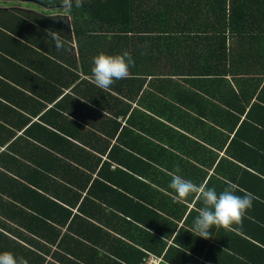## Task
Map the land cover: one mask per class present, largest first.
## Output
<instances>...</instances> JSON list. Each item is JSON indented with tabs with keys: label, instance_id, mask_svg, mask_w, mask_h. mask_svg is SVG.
Here are the masks:
<instances>
[{
	"label": "trees",
	"instance_id": "trees-1",
	"mask_svg": "<svg viewBox=\"0 0 264 264\" xmlns=\"http://www.w3.org/2000/svg\"><path fill=\"white\" fill-rule=\"evenodd\" d=\"M12 1L28 5L0 9V253L28 264H143L149 254L197 264L182 241L196 238L183 226L197 212L162 215L145 168L161 166L155 145L193 146L192 135L229 155H200L211 169L199 168L200 184L226 178L255 196L246 236L232 234L253 252L235 261L264 264V0H84L67 17L53 6L61 0ZM46 30L72 51H57ZM125 50L129 78L98 88L93 57Z\"/></svg>",
	"mask_w": 264,
	"mask_h": 264
},
{
	"label": "clouds",
	"instance_id": "clouds-1",
	"mask_svg": "<svg viewBox=\"0 0 264 264\" xmlns=\"http://www.w3.org/2000/svg\"><path fill=\"white\" fill-rule=\"evenodd\" d=\"M83 3L84 0H61L59 5L53 6L58 7L60 13L67 17L73 7L82 8ZM46 32L57 51H72L69 42L63 40L58 32L52 30H46ZM92 63V82L100 89L109 90L116 81L129 78L130 68L134 67L135 62L132 55L125 50L122 54L116 55L101 52L93 57ZM180 171L177 167L176 173ZM169 188L175 193L174 203H184L194 195L202 203L203 207L198 209V215L193 220L190 232L203 239L211 237L213 227L226 231L242 228L243 220L255 199L251 192L243 189H239L243 195H237L238 189L235 184L229 183L217 193L215 187H208L204 183L197 185L179 174L172 175ZM0 264H28V261L23 257L17 258L12 253L5 252L0 253Z\"/></svg>",
	"mask_w": 264,
	"mask_h": 264
},
{
	"label": "crops",
	"instance_id": "crops-1",
	"mask_svg": "<svg viewBox=\"0 0 264 264\" xmlns=\"http://www.w3.org/2000/svg\"><path fill=\"white\" fill-rule=\"evenodd\" d=\"M27 5L28 4L26 2H22V1H16L15 2L12 0H8V1L7 0H0V9L24 8V6H27ZM31 7H33V6H31ZM181 115H182V113H181ZM161 122H163V121H161ZM164 124L166 126L168 125L165 122H164ZM194 131H197V130H194ZM186 135H188V134H186ZM189 136H190V138L194 139L193 146L188 145L186 143L187 147H185L183 142H181L180 145L178 146L180 148H178L177 150L176 149L173 150V149L166 148L165 145H163V146L158 145V146L166 149L165 151H162V150H160V148H158L155 145V148L152 149L151 156L156 157L161 166L157 165L155 163V161L150 162L152 164L151 168L145 166V168L151 170V174H152L153 179H152V181H151V179L150 180L148 179V181L152 182L153 183L152 186L158 190L159 194L156 196V198L158 199V201H157L158 204L162 203L163 209H164V211H166L165 214L161 213L164 216H167L169 214V212H171L172 210L175 213V215H177L178 213H181V211H182L181 209H183L184 208L183 205H185L187 207V209H185L186 210L185 212L183 211V216H182V218H185L190 209H193L195 212H197V215H198V209L203 207L202 203L196 198L195 195L192 197H189L186 202L180 203L181 205H178L179 203H177L178 206L173 207V203H174L173 200H174L175 194H174L173 190L169 188V184L171 182L173 174H179L182 177H184L185 179H189L198 185L201 182L200 180H202L199 178V175H200L199 174V168H202V169L208 171L206 165H203V164L196 161L198 157L201 158L200 155H206V157L209 159V158H213L214 154L216 152V154L220 157H222V156H225L226 158L229 157V155L223 151L224 147L220 151L219 150L217 151L216 148L210 147L209 145H204L202 141L198 140L197 138L192 137V135H189ZM207 137L210 138L211 136H207ZM189 146H191L190 151L196 154V158L193 160L187 158L188 152H189L188 151ZM224 150H226V146H225ZM159 151L164 152V155L162 156L161 154H158ZM145 153L149 154V150L145 151ZM143 159L145 160V157ZM177 167L181 170L179 173H176ZM133 168L136 170V167H133ZM136 172H139V174L141 176H145L143 174L142 169H140V168L137 169ZM192 172L193 173L195 172L194 176H188L187 175V174H190ZM208 172L210 174L211 169H209ZM219 178L221 180L214 184L215 188L217 186H220V185L222 187H225V185H228L229 183L232 184V182L229 179L221 178V177H219ZM157 183H158V185H157ZM197 202L199 203V205L196 207L195 203H197ZM180 227H181V223L178 224L177 229ZM183 228L185 230L191 231V229H188L185 226H183ZM237 231L238 230L226 231L222 228L216 229L215 227H213V229L211 230V237L209 239H203L199 236H196V238H192L190 240H187L188 238H186L182 241L184 243L189 244V245L184 244L185 248L188 249L189 247H191V248L193 247L192 248L193 252H190L187 250V254L192 256V258H195L197 260V264H238L235 261L236 258H238L239 261L250 260L251 252H253L252 251L253 248H251L245 242H242L240 240L237 241L236 238L235 239L233 238V235H232L233 233L239 234L242 237L246 236L243 233H240L241 231H238V233H237ZM245 238H247V237H245ZM168 244H170V240L168 241ZM236 245L238 246L237 250H235ZM233 250L236 254L233 252ZM236 251H239L241 253L236 252ZM245 256H246V258L243 259ZM159 258H160V261L158 264H168V263H165L163 261L161 256Z\"/></svg>",
	"mask_w": 264,
	"mask_h": 264
},
{
	"label": "built area",
	"instance_id": "built-area-1",
	"mask_svg": "<svg viewBox=\"0 0 264 264\" xmlns=\"http://www.w3.org/2000/svg\"><path fill=\"white\" fill-rule=\"evenodd\" d=\"M159 261V258H155L152 255H149L143 264H158Z\"/></svg>",
	"mask_w": 264,
	"mask_h": 264
},
{
	"label": "rangeland",
	"instance_id": "rangeland-1",
	"mask_svg": "<svg viewBox=\"0 0 264 264\" xmlns=\"http://www.w3.org/2000/svg\"><path fill=\"white\" fill-rule=\"evenodd\" d=\"M29 10H30V9H29ZM31 11H35V10L32 9Z\"/></svg>",
	"mask_w": 264,
	"mask_h": 264
}]
</instances>
